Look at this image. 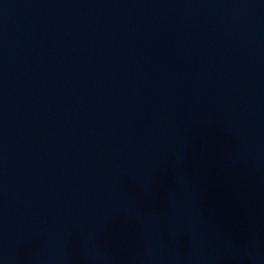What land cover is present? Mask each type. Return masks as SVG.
<instances>
[{
  "label": "water",
  "instance_id": "water-1",
  "mask_svg": "<svg viewBox=\"0 0 264 264\" xmlns=\"http://www.w3.org/2000/svg\"><path fill=\"white\" fill-rule=\"evenodd\" d=\"M0 264H264V0H0Z\"/></svg>",
  "mask_w": 264,
  "mask_h": 264
}]
</instances>
